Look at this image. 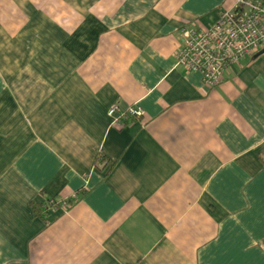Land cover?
Segmentation results:
<instances>
[{
	"label": "crops",
	"instance_id": "1",
	"mask_svg": "<svg viewBox=\"0 0 264 264\" xmlns=\"http://www.w3.org/2000/svg\"><path fill=\"white\" fill-rule=\"evenodd\" d=\"M234 6L0 0V264H264V46L175 54Z\"/></svg>",
	"mask_w": 264,
	"mask_h": 264
},
{
	"label": "built area",
	"instance_id": "2",
	"mask_svg": "<svg viewBox=\"0 0 264 264\" xmlns=\"http://www.w3.org/2000/svg\"><path fill=\"white\" fill-rule=\"evenodd\" d=\"M234 1L235 6L223 9L212 25L181 28V44L175 53L177 62L189 70L201 72L209 87L219 85L231 65L264 46V0ZM116 111V106L109 109L116 123H121L128 113L136 116L144 113L138 107H131L122 114ZM69 205L68 200H62L60 207L66 209Z\"/></svg>",
	"mask_w": 264,
	"mask_h": 264
},
{
	"label": "trees",
	"instance_id": "3",
	"mask_svg": "<svg viewBox=\"0 0 264 264\" xmlns=\"http://www.w3.org/2000/svg\"><path fill=\"white\" fill-rule=\"evenodd\" d=\"M127 116H132V114L128 113ZM133 116H136V115H133ZM263 162H264V160H263ZM62 200L63 201H67L68 200L69 203H70V205H69V207H70L77 200V196L74 199H72V198H69V199H67V198L54 199V202H50L51 204L49 203L50 198H48L42 204H35L34 205L35 211L38 213V215H43L44 211L46 212V210L50 209L51 206H58L59 207L61 205Z\"/></svg>",
	"mask_w": 264,
	"mask_h": 264
}]
</instances>
